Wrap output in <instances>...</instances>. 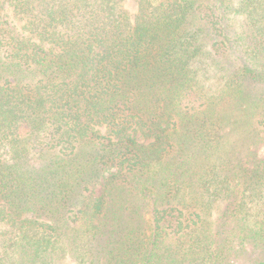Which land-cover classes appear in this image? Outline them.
<instances>
[{"label":"trees","instance_id":"obj_1","mask_svg":"<svg viewBox=\"0 0 264 264\" xmlns=\"http://www.w3.org/2000/svg\"><path fill=\"white\" fill-rule=\"evenodd\" d=\"M64 258L264 264V0H0V264Z\"/></svg>","mask_w":264,"mask_h":264},{"label":"rangeland","instance_id":"obj_2","mask_svg":"<svg viewBox=\"0 0 264 264\" xmlns=\"http://www.w3.org/2000/svg\"><path fill=\"white\" fill-rule=\"evenodd\" d=\"M97 191H99L98 188ZM59 264H73V262L69 258H64L59 262Z\"/></svg>","mask_w":264,"mask_h":264}]
</instances>
